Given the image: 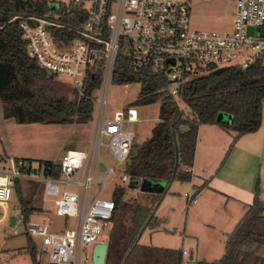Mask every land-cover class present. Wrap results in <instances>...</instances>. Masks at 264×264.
Masks as SVG:
<instances>
[{"label": "built area", "instance_id": "obj_1", "mask_svg": "<svg viewBox=\"0 0 264 264\" xmlns=\"http://www.w3.org/2000/svg\"><path fill=\"white\" fill-rule=\"evenodd\" d=\"M47 1L43 16L15 15L10 20L19 18L27 52L37 64L59 79L69 76L68 84L80 94L87 74L101 70L99 86L91 94L93 128L85 149H67L57 160L43 161L57 164L58 175L39 174L33 165L41 160L8 158V169H0V221L9 217L16 179L43 181V199L52 201L57 215L74 216L75 227L53 230L46 216L29 220L26 231L39 237V253L49 264H83L91 262L92 247L111 221L113 198L100 196L105 185L128 179L125 164L121 171L117 166L126 163L133 143L130 123L140 120L134 103L107 108L119 52H125L133 67L165 75L167 94L179 99V88L188 76L229 65L246 67L264 55V0H233L229 31L191 28V0ZM63 16L72 23L62 21ZM63 29L75 37L68 39L59 32ZM100 146L107 147L113 165L102 161ZM93 183L100 189L89 200ZM183 195L187 204L194 202V193ZM13 209L20 212L18 206Z\"/></svg>", "mask_w": 264, "mask_h": 264}, {"label": "trees", "instance_id": "obj_2", "mask_svg": "<svg viewBox=\"0 0 264 264\" xmlns=\"http://www.w3.org/2000/svg\"><path fill=\"white\" fill-rule=\"evenodd\" d=\"M48 7L47 0H0L2 113L15 123L43 122L58 127L83 124L92 119L94 102L91 94L99 86L101 70L87 74L82 94L67 87L28 54L19 18L10 20L15 15L41 17ZM61 20L72 23L66 16ZM59 32L68 39L75 37L67 29ZM130 82H140L138 95L132 103L160 101L159 120L153 125L151 135L140 144L131 143L130 146L125 172L134 183L143 179L158 184L163 181L165 186L161 191L164 192L175 179L190 181L200 124H219L224 130L233 132L232 142L240 135L256 131L261 125L264 55L246 67L229 65L188 76L179 88V99L187 112L167 94L165 75L151 68L133 67L125 52L120 51L112 83ZM69 88L71 98L67 94ZM220 111L231 115L229 123L217 120ZM26 164L30 166L33 162L27 160ZM36 168L46 175L59 174L57 164L40 161ZM14 192L23 220H28L31 213L40 210L33 204L32 196L24 194L19 179H16ZM258 193L256 182L252 203L227 234L221 257L193 264H264V256L249 249L251 242L264 246V204ZM122 195L123 187L116 185L111 195L114 201L112 229L117 226L120 220L118 211L125 204L121 200ZM25 251L29 253L32 264H39L36 246L29 234ZM111 252V246L107 244L104 264L111 259ZM119 264H181V252L179 249L133 242Z\"/></svg>", "mask_w": 264, "mask_h": 264}, {"label": "rangeland", "instance_id": "obj_3", "mask_svg": "<svg viewBox=\"0 0 264 264\" xmlns=\"http://www.w3.org/2000/svg\"><path fill=\"white\" fill-rule=\"evenodd\" d=\"M234 8L233 0H191L189 26L195 29L229 31L232 28ZM59 80L71 88L68 84L71 82L69 76H64ZM139 89L140 82H130L125 85H110L107 102L108 110L111 111L116 107H123L128 103H132L137 97ZM67 94L69 98L72 97L71 89ZM175 101L180 108L183 106L180 99H176ZM135 105L137 106L140 120L131 122L129 128L133 132V143L140 144L151 135L153 125L159 120L160 101L135 103ZM183 110L188 111L184 106ZM94 113L92 112L93 116ZM219 113L223 112L220 111ZM49 127L58 129V131L49 133V136L43 142L37 144L49 145L52 141L51 145H57V151L60 150L56 156V158H59L68 148L85 149L87 147L91 137L93 120H89L83 124H69L61 127L43 122L15 123L12 119L3 116L0 101V169H8V160L3 152L9 148V138L14 135L43 131ZM42 155L44 154L38 153V156L42 157ZM99 155L103 162L111 165L115 163L107 147L100 146ZM124 164L118 165L117 169L121 171L124 168ZM33 166L36 167V165ZM104 167L101 163L100 169L102 170ZM38 173L40 174L41 171L38 170ZM19 181L24 194L32 196L33 201L40 205L41 208L39 207V211L29 215L28 220H23L22 217H19L13 226L9 225L8 218L0 221V264H32L29 253L25 251L28 240V234L25 231L29 220H43L46 216H50L51 229L53 230L61 229V227L73 228L76 223L74 216L57 215L52 201L43 199V181L23 178H20ZM141 182L142 180L134 183L129 178L124 181L114 180L105 185L100 195L101 197H110L116 185L122 186L123 195L121 200L123 204L125 202L118 211L120 220L117 226L112 229L113 223L110 221L109 225L103 228L98 238L111 246V259L109 258V261L105 262V264H119L128 247L133 242L148 246L171 245L173 249H186L188 252L193 247L188 239L182 241L181 237L187 210H190V207L188 208L186 205L187 201L183 193L188 191L194 193L189 181L175 179L166 186L164 192L144 189L141 187ZM194 182L196 183V181ZM160 184H162L163 189L165 182L162 181ZM64 188L61 185V189ZM99 189V183L91 185L89 200L97 194ZM8 205L9 216L15 212L13 206H18L15 192H13ZM30 236L36 246L39 264H49L44 254L39 253V237ZM249 247V249H254L256 254L264 256L263 245L256 246L255 242H251ZM89 249L90 247L88 246L86 251H89ZM185 259H189V253L184 254L181 252V264L182 261L183 263L186 262ZM83 264L93 263L87 260Z\"/></svg>", "mask_w": 264, "mask_h": 264}, {"label": "crops", "instance_id": "obj_4", "mask_svg": "<svg viewBox=\"0 0 264 264\" xmlns=\"http://www.w3.org/2000/svg\"><path fill=\"white\" fill-rule=\"evenodd\" d=\"M216 118L229 123L231 115L223 112ZM51 127L9 138V148L3 152L6 159L57 160L60 152L57 145H51L52 141L49 145L37 144L49 133L58 131ZM232 140L233 132L224 130L217 123L198 126L191 167L193 178L189 181L195 200L186 204L190 210H187L181 233L182 241L188 239L194 249L192 247L190 252L180 249L184 254L189 253V259L182 264L211 261L222 254L227 234L252 203L256 182L259 198L264 204V99L260 127ZM38 153L44 155L40 157ZM34 205L40 207L35 202ZM156 247L172 248L171 245Z\"/></svg>", "mask_w": 264, "mask_h": 264}, {"label": "water", "instance_id": "obj_5", "mask_svg": "<svg viewBox=\"0 0 264 264\" xmlns=\"http://www.w3.org/2000/svg\"><path fill=\"white\" fill-rule=\"evenodd\" d=\"M250 29L251 27H249V30ZM170 61L173 62L172 59H170ZM141 187L150 191L158 192L162 190V184H158L157 182H151L146 179L142 180ZM19 217H21V213L19 211L9 215L8 217L9 225L13 226ZM106 249H107L106 242L100 241L94 244L91 250V262L93 264H104Z\"/></svg>", "mask_w": 264, "mask_h": 264}]
</instances>
